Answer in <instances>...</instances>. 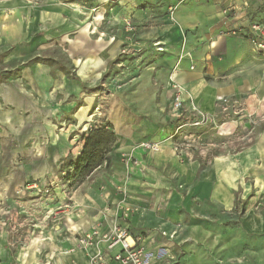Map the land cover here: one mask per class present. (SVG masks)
Segmentation results:
<instances>
[{"label":"rangeland","instance_id":"rangeland-1","mask_svg":"<svg viewBox=\"0 0 264 264\" xmlns=\"http://www.w3.org/2000/svg\"><path fill=\"white\" fill-rule=\"evenodd\" d=\"M189 2L0 0V245L5 253L1 264H34L49 252L44 244L48 238L62 252L72 233L68 219L80 226L91 223L96 209L87 212L90 207L97 208L94 229L107 221L109 230L129 224L136 244L153 250L152 257L164 251L155 264H257L251 248L258 240L234 229L243 212L242 191L235 192L237 207L232 211L205 202L201 216L198 193L187 179L191 173L180 168L197 164L193 178H198L213 160L240 154L264 133V100L252 114L243 103L247 93L264 94V0H240L237 6L225 1L224 26L211 33L208 27H180L177 8ZM241 8L242 15L233 14ZM215 37L241 42L226 65L218 64L228 59L226 54L211 50ZM80 38L93 42L102 64L93 66V75V69H85L84 81L77 74L80 59H72L80 54L70 50ZM96 43L101 47L96 49ZM174 53L177 58L184 53L198 59L205 64L204 72L207 63L202 58L209 54L207 81L247 82L249 88L241 95H219L213 111L204 112L187 89L174 86L172 73H160L165 57ZM43 70L51 82L60 72L73 81L82 80L80 92L65 97L62 90L53 93L49 85L43 90L35 83ZM178 92L183 108L174 110ZM86 99L87 110L77 122L75 114ZM192 102L206 118L198 126L191 124ZM114 117L124 132L147 128L146 140L120 152ZM98 123H110L117 139L101 163L80 176L71 163L82 151L83 134ZM156 127H169L165 142H171L180 165L160 163L150 156L151 148L140 145L147 141L159 145L157 152L165 150L162 141L150 140ZM130 155L136 161L132 166L127 161ZM141 158L147 176H134ZM129 180L147 192L129 191ZM157 180L164 186H156ZM217 224L222 227H208Z\"/></svg>","mask_w":264,"mask_h":264},{"label":"crops","instance_id":"crops-1","mask_svg":"<svg viewBox=\"0 0 264 264\" xmlns=\"http://www.w3.org/2000/svg\"><path fill=\"white\" fill-rule=\"evenodd\" d=\"M225 1L227 0H190V2L187 4L179 5L176 11V15L180 23V27H208L209 33L214 32L215 29L223 27L224 19L222 18L221 6L223 5V3H225ZM229 3H233L235 6H237L238 3H240V0H229ZM241 6L242 5H239V7ZM244 11L245 10L243 8L239 10L235 9V11H233V14L236 12L242 15ZM263 13L264 7L261 8V14ZM231 18L233 19V17L231 16L227 18L228 20H230L227 23L231 24L233 22L231 21ZM200 30L201 29L199 28V31ZM199 31H197V33H199ZM207 35L209 34L207 33ZM80 41L81 42L78 41L77 44L72 42L70 47V50L73 54L77 52H79L78 54H80V57L75 56L74 58V56H72L73 60H75L76 58L77 60L80 59V63L77 65L79 66L77 73L79 75V78L82 74L84 75L86 73L85 69L90 70L91 68L93 69L91 71L92 75L93 72L96 74L93 66L102 65L98 64L97 62V60H101V58L99 57L98 52L93 50V42H87V40H82V38H80ZM213 41L214 42H212L211 45L212 52L221 53L223 51V53L228 57V59H226L224 62L221 63L220 61V63H218L220 66L229 63L232 56L235 54L236 48L238 50L241 45V42L236 39L227 40L221 37H215ZM78 45L80 46L79 51ZM95 47L97 49L101 46L96 43ZM176 50L178 51V49ZM208 57L210 58L209 54L202 58L204 63H207L206 72H209V67L212 66V62L210 61V59H207ZM86 60H88L87 63L85 62ZM204 67L205 64L201 63L194 57L192 59H189L188 55H184L183 53L182 57L177 58L176 54L174 53L170 56L165 57L160 73L163 72L162 76H166L168 72L169 74L172 73V78L189 91V94L193 98V101H195V103H197V105H199V107L204 112L209 113L213 111L216 98L219 95H241L249 88V83L247 82L237 81L219 85L216 82L207 81L204 77V74L206 73L204 72ZM45 72L46 71L44 70L39 71L38 77L40 79H36L35 83L37 82L43 90H45V88L49 85V87L54 88L53 93L57 92V90H62L65 97H74L75 95H77L81 90L82 82L86 78L81 77V79L83 78V81H73L69 79V76L67 74L60 72L56 73V77L51 82V80L47 78L48 75H46ZM263 100L264 94L261 91L255 93H247L243 97L245 110L251 114L254 112L256 113L261 107V103L263 102ZM46 102V105H48V101ZM69 102L74 103V100H70ZM87 104H89V101L86 99L85 104L78 108L74 120L78 122L79 120L83 119L82 115L87 110ZM111 123L113 124L114 128L117 129L120 133L117 147L120 152L128 150L131 151L133 143H138L141 140H146L144 139V137L147 136V128L142 131L138 130L137 132H133L131 131V128H129L128 131L124 132L121 128V123L118 118L114 117ZM156 128L158 130L156 129V131L154 132L156 133L154 137L148 139L153 141H162V145L165 146V150L160 152L149 151V153L151 154L150 156L155 158V160H158L160 163L168 164V162H177L178 165H180L179 159H177L178 156L173 155L171 142H165L169 127H163L162 129L158 127ZM136 152L139 155V149L135 150V153ZM140 161L142 164L139 162L133 175L147 176V172H145L144 160H142L141 158ZM189 165L190 167H188V164L182 165L180 171H183L184 168L187 167V175L191 173L189 174V176H187V179L192 184L194 190L198 193L196 205L198 206V211L200 212L201 216H204L205 214L206 209L203 205L205 202L212 203L218 208H221L225 211H232L235 207H237L235 192L239 190L242 191L240 197L244 200L242 201L244 202V207H242L243 212L239 218L237 228L235 227L234 229L237 230L241 235H244L246 237L250 235L256 237V239L258 240V244L255 247L251 248V251L256 252L257 254V264H264V133H262V135L257 138V141L251 147L241 151L240 154L235 155L232 158L213 160L204 170H202L198 178H193L194 173L196 174V171L198 170V165ZM147 170L149 169L147 168ZM117 176L120 177L118 174ZM247 176L251 177L249 180L250 182H247ZM127 183L128 190L136 192L135 194H138L140 192H147L144 187L138 185V183H135V181L131 182V180H129ZM156 184V186H164V184L160 180H157ZM252 188H256L254 194L251 193ZM92 209H96V211H94L93 213L94 220L91 221V223H87V225L85 226H80L79 224L74 223L72 220V223L69 221V225H71L72 231H68L72 233H70V236L66 239L62 252H60V246H58V248L57 245L53 242L52 238H48V241L44 242V244L46 243L47 246L50 247L49 252L43 244V246L47 249V254H44L41 259L38 258L34 262V264H44L46 262H49V260L51 259L52 260L50 262H53L54 264H86L87 252L86 250H83L76 245V237L78 235H83L89 232L93 228V225L97 219V208L90 207L87 209V212ZM126 215L127 213H124V216ZM109 225L110 221H107L106 226L99 229V236L109 231ZM129 226V224H126L123 227H126L130 231ZM208 227L219 229L222 226L217 224L215 226L209 225ZM229 230L232 231L231 228H229ZM99 247H102L103 249L104 244L100 243ZM95 251L96 248H91L88 250V252ZM3 252L4 249L0 245V256L5 254ZM148 252L154 253L153 250H150ZM163 252L164 251H162L161 253H156V257L153 255L152 258L154 264L157 260L161 259L165 255L163 254ZM158 255H161L160 258H158ZM1 259L2 257L0 258V260Z\"/></svg>","mask_w":264,"mask_h":264},{"label":"built area","instance_id":"built-area-1","mask_svg":"<svg viewBox=\"0 0 264 264\" xmlns=\"http://www.w3.org/2000/svg\"><path fill=\"white\" fill-rule=\"evenodd\" d=\"M172 108L174 110L183 108V99L180 92L174 96ZM190 113L192 116L190 118L193 120L191 124L194 126L201 125L206 119L203 112L200 111L193 102ZM140 145L143 148H151L152 151H156L159 146L157 143L151 144L147 141ZM127 161H130V166L136 164V161H131V155ZM129 235V230L126 227L113 228L101 236H99V230L93 228L83 235H78L76 237V245L86 250V264H154L152 253L136 244L134 238L133 243L130 244L127 241ZM100 243L104 244L103 249L99 247ZM91 248H96V251L88 252Z\"/></svg>","mask_w":264,"mask_h":264},{"label":"trees","instance_id":"trees-1","mask_svg":"<svg viewBox=\"0 0 264 264\" xmlns=\"http://www.w3.org/2000/svg\"><path fill=\"white\" fill-rule=\"evenodd\" d=\"M92 127L83 134L82 151L76 161L71 163L74 171L80 176L86 175L99 165L105 152L117 139L116 133L111 130L112 125L110 123L103 126L102 123H98Z\"/></svg>","mask_w":264,"mask_h":264},{"label":"bare ground","instance_id":"bare-ground-1","mask_svg":"<svg viewBox=\"0 0 264 264\" xmlns=\"http://www.w3.org/2000/svg\"><path fill=\"white\" fill-rule=\"evenodd\" d=\"M171 82L174 84V86H177V87H181L180 84L178 82H176L173 78L171 79ZM69 221L72 223L71 219H69ZM127 241L132 244L133 243V238L129 235L127 237ZM50 248V247H49ZM55 251V250H54ZM37 252V251H36ZM53 252V251H52ZM50 262V261H49ZM49 262H46L44 264H49Z\"/></svg>","mask_w":264,"mask_h":264}]
</instances>
